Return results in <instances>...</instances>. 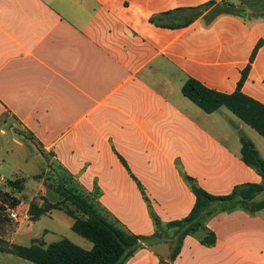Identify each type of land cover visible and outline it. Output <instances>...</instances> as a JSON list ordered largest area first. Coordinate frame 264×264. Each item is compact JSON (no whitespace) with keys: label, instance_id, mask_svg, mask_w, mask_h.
<instances>
[{"label":"crops","instance_id":"0c3cea01","mask_svg":"<svg viewBox=\"0 0 264 264\" xmlns=\"http://www.w3.org/2000/svg\"><path fill=\"white\" fill-rule=\"evenodd\" d=\"M209 1L243 6L244 15L179 25L186 9ZM248 64L242 93L264 104V0H0V169L12 156L21 166L38 160V147L97 192L127 231L150 237L152 214L165 225L192 210L185 177L214 196L264 184L243 162L240 142L264 159V137L225 107L203 112L181 91L191 78L230 94ZM31 225L0 236L21 246L54 243ZM206 226L215 244L188 235L175 264H264V209L220 212ZM80 238L72 243L90 250ZM168 254L166 243H155L124 264H160ZM0 264L35 263L0 253Z\"/></svg>","mask_w":264,"mask_h":264},{"label":"trees","instance_id":"16d2710c","mask_svg":"<svg viewBox=\"0 0 264 264\" xmlns=\"http://www.w3.org/2000/svg\"><path fill=\"white\" fill-rule=\"evenodd\" d=\"M230 5L209 1L198 7L186 9L189 11V16L179 25L187 26L200 16L210 23L222 14L244 15V10L233 9ZM159 20L160 17L155 16L150 21L156 25H163ZM256 51L257 47L252 52L249 63L252 62ZM249 68L248 64L241 72L235 91L230 94L209 89L191 78L183 84L182 94L207 114L225 107L264 137V104L246 96L241 90ZM240 142L243 162L264 179V159L258 155L254 145L248 139L241 136ZM58 166L62 175L54 181L48 177L43 184L59 199L54 203H49L46 198L42 199V204L31 202L28 210L29 217L32 221H37L52 210L63 211L73 219L72 231L91 242L92 248L84 250L66 238L51 243L45 248L38 239H33L30 246H21L10 243L0 236V253L11 254L35 264H124L142 246L151 247L155 243H166L169 254L165 259H160V264H175L174 261L184 237L196 236L201 244L208 247L215 244V234L207 228L206 224L216 214L242 210L253 215L264 209V200H256V196L264 192V184L238 185L228 195L214 196L198 187L193 179L185 177L195 196V203L190 213L181 220L171 221L165 225H162L152 214L156 226L155 233L150 237L136 236L127 231L100 206L97 201V192L86 191L70 173L60 165ZM37 178L42 177L38 175ZM7 184L19 191L23 188L18 178L8 180ZM3 194L5 196V193ZM1 209L2 206L0 211ZM162 228L172 229L173 234L170 237H164L161 234Z\"/></svg>","mask_w":264,"mask_h":264},{"label":"rangeland","instance_id":"374dc122","mask_svg":"<svg viewBox=\"0 0 264 264\" xmlns=\"http://www.w3.org/2000/svg\"><path fill=\"white\" fill-rule=\"evenodd\" d=\"M35 154L38 155L39 163L38 160L31 157L23 166L19 165L18 158H15V156L10 157V159H5L3 167L0 169V176L4 178V180L0 179V206L5 204L10 207H15L19 202H23L24 206L27 204L30 205L31 202L42 204V199L45 195H54L57 197L52 192L47 193L43 181L48 177H51L54 181L62 175L61 169L50 155L43 153L38 147H35ZM38 175L42 178H37ZM16 178L21 181L23 186L20 191L18 189H12L7 184L8 180H14ZM3 193H5V196ZM0 214L2 219L0 235L10 236L16 229L28 228L33 223L30 218L24 222H10L3 213ZM72 221L73 219L63 211L54 210L50 215L40 218L37 223L31 225V233L33 235L40 234L43 229H47L48 231L43 237L46 243L56 242L62 238L74 242V237L80 238V236L72 231ZM161 234L164 237H170L173 234V230L162 228Z\"/></svg>","mask_w":264,"mask_h":264},{"label":"built area","instance_id":"2783aa9c","mask_svg":"<svg viewBox=\"0 0 264 264\" xmlns=\"http://www.w3.org/2000/svg\"><path fill=\"white\" fill-rule=\"evenodd\" d=\"M1 179L4 180L3 178ZM28 210V205L24 206L23 202H19L15 207H10L8 205L2 204V209L0 213H3L10 222L19 223L27 221L30 218Z\"/></svg>","mask_w":264,"mask_h":264},{"label":"water","instance_id":"95a60500","mask_svg":"<svg viewBox=\"0 0 264 264\" xmlns=\"http://www.w3.org/2000/svg\"><path fill=\"white\" fill-rule=\"evenodd\" d=\"M230 7L233 8V9L237 8L238 10H244V7L243 6L236 7L234 5H230Z\"/></svg>","mask_w":264,"mask_h":264}]
</instances>
